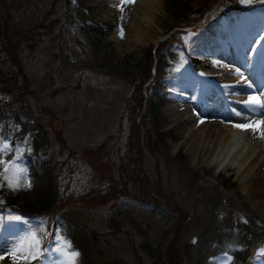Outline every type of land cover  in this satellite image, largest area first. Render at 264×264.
<instances>
[{
	"label": "rangeland",
	"instance_id": "obj_1",
	"mask_svg": "<svg viewBox=\"0 0 264 264\" xmlns=\"http://www.w3.org/2000/svg\"><path fill=\"white\" fill-rule=\"evenodd\" d=\"M137 1L0 0V145H9L0 161L15 160L27 185L7 187L0 166V264H14L12 256L15 264H167L173 216L141 196L140 177L149 180L150 193L154 182L161 184L186 212L176 251L182 264H264L262 193L254 206L238 192L232 168L210 176L198 159L201 144H185L190 133L180 135L166 109L170 100L183 103L179 111H190L193 121L220 115L234 90L264 99V49L249 47L264 32V0H188L214 5L208 17L175 35L162 0L153 4V24L146 27L152 37L144 45L130 39L129 13ZM94 22L104 26L100 35L90 27ZM165 37L173 57L161 72L152 67L143 84L139 111L147 128L138 150L130 151L125 103L144 50ZM255 56L254 65L243 64ZM234 59L243 76L226 71L231 64L224 63ZM249 111L264 117V108ZM223 151L211 161L222 162ZM260 151L253 168L264 144ZM256 181L264 190L263 177ZM93 188H110L115 198L93 206L75 199ZM26 206L49 212L20 215L16 208ZM17 215L29 224L8 219ZM29 226L43 241L22 258L19 249L11 252L12 240Z\"/></svg>",
	"mask_w": 264,
	"mask_h": 264
},
{
	"label": "bare ground",
	"instance_id": "obj_2",
	"mask_svg": "<svg viewBox=\"0 0 264 264\" xmlns=\"http://www.w3.org/2000/svg\"><path fill=\"white\" fill-rule=\"evenodd\" d=\"M161 3L162 0H138L133 4V7L130 8V20L128 25L130 27V30L132 31L130 39L133 43L135 42L139 45H144L148 40H150L152 35L150 34V32H148V28L146 27H150V24H153V4L155 6H160ZM263 42L264 32L262 30L261 32L257 33L253 40L249 42V47H253L256 51L259 49V46ZM254 60L255 59L253 58V60L246 61L244 64L246 66L247 64L254 65ZM224 64H231L230 66H226V69L233 70V68L237 69L236 65L240 64V62L237 59H234L232 63ZM232 73L235 74V77L240 76L237 75L235 71H232ZM173 81L175 83L179 82L174 79ZM228 84L230 85V83ZM221 85L222 87H224L222 88V90H225L226 85ZM244 87L249 86L244 85ZM244 87H242V89ZM226 89L228 90V88ZM166 91L171 90L166 89ZM237 91L240 90H234L232 94L233 96H230L228 98L226 97V99L229 100V107L223 109L220 115H212L208 117L205 115H196L193 117V121L188 120L189 114H191L190 111H187L183 107L182 109L183 111H185L184 113H181L179 111L180 108L178 107H182L183 103L177 102L175 100H170L166 109H168L170 124H172V126H175V128L179 131V134L183 135L185 132L190 133L188 137L190 142L185 141V144H201L202 151L198 159L202 165L205 164L206 167L208 166L210 176L215 178L216 174L218 173V171H220L221 168H232L236 176L240 179V187L238 192L248 197L247 199L249 203L254 205L256 198L260 193H262V202L264 203V190H261L259 189V187L256 188L254 186L255 183H257L256 180L260 179L261 176L264 179V155H262L261 157V162L255 165L254 168V162L252 161L253 156L261 154L260 149L264 144V138H262L261 136V132L262 130H264V117L261 116V112L254 111V113L251 114L249 111L251 108L248 104L245 103L246 101H249L250 98H257L256 96H251V94H237ZM237 113H239V115H237ZM228 117L229 119L226 122H221L219 120L220 118L227 119ZM184 123H186V125H184ZM237 125H239V127H237ZM236 128L237 130L239 129V133L242 131L244 132L243 138L240 137L239 133L238 135H236ZM176 147L177 145L174 146V149ZM223 149L225 151H223ZM216 151L218 153H222V151L224 152V154L222 155V162L211 161V158L217 155ZM258 166L259 168L256 170ZM260 170H262L261 176L258 175V172ZM217 188L219 190H224L222 186H220V184L217 185ZM233 195H235V192H233ZM251 264L258 263L252 262Z\"/></svg>",
	"mask_w": 264,
	"mask_h": 264
},
{
	"label": "trees",
	"instance_id": "obj_3",
	"mask_svg": "<svg viewBox=\"0 0 264 264\" xmlns=\"http://www.w3.org/2000/svg\"><path fill=\"white\" fill-rule=\"evenodd\" d=\"M55 1V0H53ZM211 5V3L192 6L188 0H165L164 8L166 11L172 14L173 20L169 24V27L173 26H184L188 24L195 23L199 21L203 12ZM47 14V13H45ZM198 23V22H197ZM91 29L96 33L98 31L99 35L103 32L104 26L100 23H93L90 25ZM179 30H176L178 32ZM168 39H163L158 42L154 51L152 47L148 46L144 50L143 57L139 60L138 63V80L134 83L131 92L128 96V101L126 102V110L128 112L129 118V141L128 148L131 150L137 149L139 146V137L142 130L146 127V114L139 112L141 108V103L143 101L142 94V83L146 80L150 74L151 65L153 59H156V67L159 71L162 69L163 64L165 63L168 57H172L173 54L164 49V44ZM139 114V115H138ZM138 115V116H137ZM140 181L145 179V184L141 190V196L149 195L152 201L158 206H164L165 209L173 216V229L172 235L169 241L167 242L164 254L166 255L167 264H182L180 256L177 254V246L180 242L178 239L183 232L185 221H186V212L183 210L174 200L171 193L165 190L161 184L154 182L151 193L148 191V179L145 177H140ZM222 182V180H221ZM143 184V182H141ZM223 184L226 183L223 181ZM116 194L112 192L110 188L101 190L100 188L92 189L91 191L80 195L78 199H81L85 204L101 205L112 199ZM148 196H146L147 198ZM61 201L58 203L60 204ZM23 215H33L35 213L43 212L44 210L48 211V207H34L26 206L24 208L18 209Z\"/></svg>",
	"mask_w": 264,
	"mask_h": 264
},
{
	"label": "snow or ice",
	"instance_id": "obj_4",
	"mask_svg": "<svg viewBox=\"0 0 264 264\" xmlns=\"http://www.w3.org/2000/svg\"><path fill=\"white\" fill-rule=\"evenodd\" d=\"M260 49H264V45L259 46L258 52ZM237 75L243 76V74L240 72L239 69L235 70ZM228 87V86H225ZM249 87L251 85L249 84ZM249 105L250 108L255 109L257 107L264 108V99L257 97L255 99H251L249 101L245 102ZM239 115V113H237ZM239 127V125H237ZM262 138H264V130L261 132ZM7 151H9V145L4 144L0 145V154H4ZM0 166L3 168V180L6 182L7 187L11 188L12 190H18L21 187H26L27 185H24L22 177H23V170L19 169L16 165L15 160L12 161H0ZM4 185H0L2 187ZM3 217H0V220H2ZM9 220L22 222L25 225H28L29 222L27 220H22V218L17 216H9ZM61 237H57V240L59 241ZM43 241V234L41 232H38L32 228V226L28 227V230L18 236H15L12 240V244L14 245L11 249L12 253H15L17 249L20 250L21 257L27 258L30 257L33 253V251L38 248ZM59 250V249H58ZM3 252H9L8 248H4L2 250ZM42 252L43 249H40ZM14 260V264L16 262V257L12 256ZM5 259L4 255L0 253V261Z\"/></svg>",
	"mask_w": 264,
	"mask_h": 264
},
{
	"label": "water",
	"instance_id": "obj_5",
	"mask_svg": "<svg viewBox=\"0 0 264 264\" xmlns=\"http://www.w3.org/2000/svg\"><path fill=\"white\" fill-rule=\"evenodd\" d=\"M193 239H194L193 236L190 237V238H189V243H192Z\"/></svg>",
	"mask_w": 264,
	"mask_h": 264
}]
</instances>
